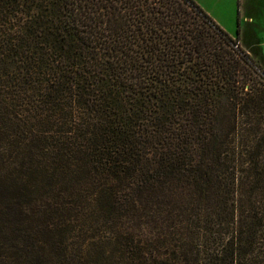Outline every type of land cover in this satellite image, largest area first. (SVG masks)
<instances>
[{
	"label": "trees",
	"instance_id": "16d2710c",
	"mask_svg": "<svg viewBox=\"0 0 264 264\" xmlns=\"http://www.w3.org/2000/svg\"><path fill=\"white\" fill-rule=\"evenodd\" d=\"M194 0H0V264H264V71Z\"/></svg>",
	"mask_w": 264,
	"mask_h": 264
},
{
	"label": "crops",
	"instance_id": "0c3cea01",
	"mask_svg": "<svg viewBox=\"0 0 264 264\" xmlns=\"http://www.w3.org/2000/svg\"><path fill=\"white\" fill-rule=\"evenodd\" d=\"M198 1L220 26L233 36H236L237 20H239L238 41L241 48L264 69V37L259 34V29H264L260 26V13H264V0H216V3L211 0L208 1L210 3ZM214 3L215 7L220 5V9H215L221 16L214 11ZM231 19L232 23L234 22L233 30L226 27V23L231 24Z\"/></svg>",
	"mask_w": 264,
	"mask_h": 264
},
{
	"label": "rangeland",
	"instance_id": "374dc122",
	"mask_svg": "<svg viewBox=\"0 0 264 264\" xmlns=\"http://www.w3.org/2000/svg\"><path fill=\"white\" fill-rule=\"evenodd\" d=\"M197 4H199V1L197 0H194ZM200 1H206V2H208V1H210V0H200ZM211 1H213V2H215L216 3V0H211ZM208 3H210V2H208ZM215 3H214V5H213V8H214V11H216V9H220V5L219 6H217V7H215ZM200 5V4H199ZM203 8V7H202ZM216 8V9H215ZM217 13L216 14H218L219 16H221L220 15V12L218 13V11H216ZM222 14V13H221ZM257 18L259 19V17L257 16ZM260 26H262V27H264V13H260ZM236 23V22H235ZM225 24V23H224ZM233 26H234V22L232 23V19H231V24H229V23H226V27L228 28V29H231V30H233ZM259 34L260 35H262L263 37H264V29H259ZM239 42V41H238ZM263 71H264V69H263ZM263 78H264V75H263Z\"/></svg>",
	"mask_w": 264,
	"mask_h": 264
}]
</instances>
